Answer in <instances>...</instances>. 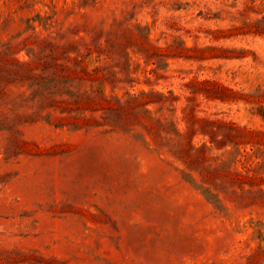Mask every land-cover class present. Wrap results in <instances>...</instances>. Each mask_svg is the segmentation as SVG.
<instances>
[{
	"label": "rangeland",
	"instance_id": "374dc122",
	"mask_svg": "<svg viewBox=\"0 0 264 264\" xmlns=\"http://www.w3.org/2000/svg\"><path fill=\"white\" fill-rule=\"evenodd\" d=\"M0 264H264V0H0Z\"/></svg>",
	"mask_w": 264,
	"mask_h": 264
}]
</instances>
